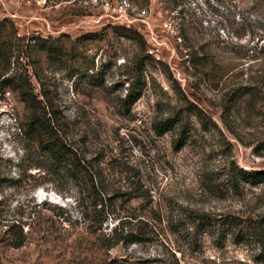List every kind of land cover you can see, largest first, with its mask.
Here are the masks:
<instances>
[{
	"label": "rangeland",
	"instance_id": "rangeland-1",
	"mask_svg": "<svg viewBox=\"0 0 264 264\" xmlns=\"http://www.w3.org/2000/svg\"><path fill=\"white\" fill-rule=\"evenodd\" d=\"M0 21V72L19 68L72 151L46 157L31 105L0 86V264H264V179L236 178L264 175V0H0Z\"/></svg>",
	"mask_w": 264,
	"mask_h": 264
},
{
	"label": "trees",
	"instance_id": "trees-1",
	"mask_svg": "<svg viewBox=\"0 0 264 264\" xmlns=\"http://www.w3.org/2000/svg\"><path fill=\"white\" fill-rule=\"evenodd\" d=\"M3 24L2 21H0V25ZM12 27L14 29V26L12 24ZM116 32L122 36H126L130 39H137L136 36L140 38V44H141V50L142 52H146V43L143 39V37L132 28H128L126 26H117L115 27ZM15 33V31H12ZM11 35V31H9V26L7 24H4L2 27H0V35ZM135 34L136 36H134ZM100 36L99 32H89L85 34L86 38H96ZM18 40H24L23 38H19ZM33 46L39 47L42 51L47 52L49 55H52L56 52H59V49L56 47H52L48 45L47 39L40 38L37 44H34ZM25 47H31V44H27ZM26 56L24 44L20 43L18 47L12 49L10 48L8 52L5 54V59H7L9 62H11L12 59L14 64L18 65L20 63V59ZM145 60L151 59L152 56L150 54L145 55ZM196 64V62H194ZM13 69V68H12ZM9 68L8 70H11V74H8V70H2L0 72V86L2 85H13L14 89L19 90L21 96L29 102L31 105V108L33 109L32 113V120L31 124L29 125V128H24V133L27 134L30 137V132L34 135V141L37 142L36 147H41L40 150L43 151V153L46 155V157L50 158H60L62 154L71 153L70 145L68 144V140L66 138V134L62 132L61 124L59 122L58 114L55 110H53L50 105L47 103L45 104L42 99L39 98L37 94L34 93L33 88H29V85L23 84L24 76L22 72H19V68H14L12 70ZM259 81L264 83V76H259ZM254 80V77L251 78ZM258 81V80H257ZM240 96L242 95H250L252 98L259 97L258 95L262 92L261 90H256V88H253L250 84H244L240 86L237 89ZM137 89H129L127 94L125 95V98L123 99V104L126 108H130L134 102L137 100L138 95L136 94ZM193 105V104H192ZM190 112L194 113L198 116L200 121L203 123V126H208L209 118L207 114L200 109L198 106L194 105V108L189 109ZM221 118L227 129L234 132L233 126L231 124V106H228L227 104L224 106V110L221 114ZM175 124L171 122L170 119L167 121H161L157 122L155 124V129L158 131L159 134H163L167 132L168 130L172 129ZM31 138V137H30ZM81 162V160L79 159ZM84 167V166H82ZM236 178H242L246 179L247 181H251L253 183L259 182L264 179V175H262L261 172H245L244 170H241V172L237 173ZM241 180V179H237ZM101 204L100 209L97 212L103 211V202H99ZM1 219V217H0ZM2 221L0 220V223ZM263 222L259 221H252L250 226L253 229V237L256 236L258 242H260L261 247L264 250V226L262 224ZM8 229L7 231L10 232V230H14V228L19 227L20 224H17L16 222H13L11 224H7ZM231 225L234 227H237L239 224V221L237 218L234 219V222H231ZM21 227V226H20ZM22 244V243H21ZM20 243L18 246L21 245Z\"/></svg>",
	"mask_w": 264,
	"mask_h": 264
},
{
	"label": "built area",
	"instance_id": "built-area-1",
	"mask_svg": "<svg viewBox=\"0 0 264 264\" xmlns=\"http://www.w3.org/2000/svg\"><path fill=\"white\" fill-rule=\"evenodd\" d=\"M143 13H146V11H144Z\"/></svg>",
	"mask_w": 264,
	"mask_h": 264
}]
</instances>
